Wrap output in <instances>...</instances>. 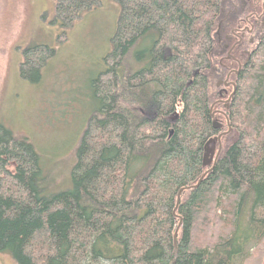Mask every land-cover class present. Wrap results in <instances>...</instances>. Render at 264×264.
Wrapping results in <instances>:
<instances>
[{"label": "trees", "instance_id": "16d2710c", "mask_svg": "<svg viewBox=\"0 0 264 264\" xmlns=\"http://www.w3.org/2000/svg\"><path fill=\"white\" fill-rule=\"evenodd\" d=\"M115 1L70 187L48 194L36 145L0 120V252L17 264H264V47L235 75L232 22L243 15L229 0ZM98 3L55 0L54 18L70 27ZM22 56L38 69L54 50ZM228 73L230 131L192 187L211 167L205 149L215 156V137L228 129L225 117L209 116ZM173 110L169 124L161 117Z\"/></svg>", "mask_w": 264, "mask_h": 264}, {"label": "rangeland", "instance_id": "374dc122", "mask_svg": "<svg viewBox=\"0 0 264 264\" xmlns=\"http://www.w3.org/2000/svg\"><path fill=\"white\" fill-rule=\"evenodd\" d=\"M54 10L55 0H0V120L36 145L48 194L71 185L79 136L97 106L88 82L104 69L119 5L99 0L70 27ZM36 46L54 50L41 69L23 65L22 51ZM0 264L17 263L0 252Z\"/></svg>", "mask_w": 264, "mask_h": 264}, {"label": "flooded vegetation", "instance_id": "af4514ba", "mask_svg": "<svg viewBox=\"0 0 264 264\" xmlns=\"http://www.w3.org/2000/svg\"><path fill=\"white\" fill-rule=\"evenodd\" d=\"M231 5L237 8L243 16H238L235 21L232 23L234 27H232V33L235 40H233L232 47L237 46L240 48V59H234L236 65L238 66V62L241 64V69L245 67L246 62L249 61L253 56L256 55L257 51L263 49L264 45V0H229ZM219 31V25H218ZM217 34V32H216ZM219 34V33H218ZM218 38V44H221L225 51V56L227 57V52L232 50V47L229 49L228 44L222 43L221 39ZM227 37H225L226 39ZM230 59V58H228ZM233 60V59H232ZM198 73V70L193 71V76ZM224 79H220L217 81H222ZM234 82L236 86V82ZM218 87V98L219 100H226L230 92L232 91V86L226 87L224 90V86L219 83ZM216 104L220 105V108L216 109V114L221 115L223 118L226 115L227 106L222 102H217ZM157 115V107L150 114V119L155 118ZM210 116V114H209ZM161 117V116H160ZM179 117L178 111L173 110L171 113L167 114L164 117L165 121L169 124H173L177 122ZM222 132V130H220Z\"/></svg>", "mask_w": 264, "mask_h": 264}, {"label": "water", "instance_id": "95a60500", "mask_svg": "<svg viewBox=\"0 0 264 264\" xmlns=\"http://www.w3.org/2000/svg\"><path fill=\"white\" fill-rule=\"evenodd\" d=\"M218 36H219V34H218ZM227 57L230 58V52H227ZM240 69H241V64L238 62L237 69L236 70H232L231 72L234 73L235 75H237L239 73ZM229 76H230V73H228L225 76L224 80L219 81L218 83H216V86H219L220 85L219 83H221L224 86V90H225L226 87L232 86V91H231V93L229 94L228 98L225 101H222V100L216 101V102H222V103H224L225 106L228 105V103L233 98V95L236 92V86H235L234 82L229 81ZM213 105L214 104L211 105L210 111L212 110ZM216 112L217 111L211 112L210 117H212ZM225 118H226V126L228 127V129H227V131L221 132L218 136L215 137V140L217 141V144H218V149L216 151L215 156H213V149H214V147H212L211 149H205V152L203 153V165L204 166L211 165V167L204 172V174L200 178L199 182L196 185L192 186V187H197L198 184L200 183L201 179L203 178V176L206 173H208L213 168V166L215 164L216 158L219 155V152L221 150V136L224 135V134H227L230 131V126H229L227 117L225 116ZM219 125H220V123L217 122V121H213V123H212V127L214 129L218 128ZM213 144H214V140H213ZM179 194H180V192L177 195L176 206L178 205L179 200H180ZM176 233H177V231H175L174 236H173L175 257H176V251H177V249H176Z\"/></svg>", "mask_w": 264, "mask_h": 264}]
</instances>
